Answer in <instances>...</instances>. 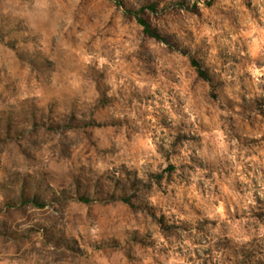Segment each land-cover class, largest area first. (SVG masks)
<instances>
[{"label":"rangeland","instance_id":"1","mask_svg":"<svg viewBox=\"0 0 264 264\" xmlns=\"http://www.w3.org/2000/svg\"><path fill=\"white\" fill-rule=\"evenodd\" d=\"M0 264H264V0H0Z\"/></svg>","mask_w":264,"mask_h":264},{"label":"trees","instance_id":"2","mask_svg":"<svg viewBox=\"0 0 264 264\" xmlns=\"http://www.w3.org/2000/svg\"><path fill=\"white\" fill-rule=\"evenodd\" d=\"M150 9H154V6L152 5V6H150ZM142 11L143 10H140V11H138V12H135V11H130V12H132L136 17H137V20L139 21V23L145 28V32L146 33H148L149 35H151L152 37H160L159 35H158V33L156 32V31H154V29L151 27V25L146 21V20H144V19H142L141 17H140V13H142ZM194 63V65L197 67V70H198V72H199V74L201 75V77H203L204 79H208V74H207V72H205L203 69H202V67L200 66V64L199 63H197V62H193ZM82 201H84V202H86V201H88V199L87 198H82Z\"/></svg>","mask_w":264,"mask_h":264}]
</instances>
